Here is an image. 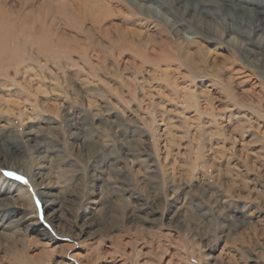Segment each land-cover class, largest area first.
<instances>
[{"label":"rangeland","instance_id":"rangeland-1","mask_svg":"<svg viewBox=\"0 0 264 264\" xmlns=\"http://www.w3.org/2000/svg\"><path fill=\"white\" fill-rule=\"evenodd\" d=\"M73 2L65 5L70 9ZM143 3L183 20L184 31L199 32L172 4ZM104 9L109 15V7ZM124 13H117L120 22L138 20L146 26L137 11ZM221 16L200 31L211 42L218 41V31L210 27L218 30V23L225 22ZM83 23L88 26L87 20ZM65 24H58L68 42L55 43L56 67L48 60L34 66L43 79L42 94L30 85L37 77H21L22 66L12 58L0 66L6 89L0 86V94L17 93L10 97L15 98L13 113L0 110V121L10 119L9 135L0 142V162L1 152L7 151L27 164L22 172L0 163V176L13 184L9 202L23 216L20 227L25 228L28 216L35 229L47 230L57 246L67 247L51 253L28 242L43 241L40 230L24 236L25 241L21 233L2 231L0 264H264V103L228 97L201 49H194V67L156 68L129 55L137 69H126L124 56L117 58L110 45L94 60L88 33ZM157 34L169 38L174 32L165 27ZM23 37L24 32L13 42L16 54ZM221 37L234 41L227 34ZM226 50L216 59L217 71L220 59L238 62L232 47ZM112 58L119 60L116 66ZM21 80H26L24 86L18 84ZM39 104L52 106L56 115ZM74 115L79 117L74 120ZM28 126L40 134L29 142L24 136ZM33 162L49 167V179L63 188L54 229L37 194L43 187L29 175Z\"/></svg>","mask_w":264,"mask_h":264},{"label":"bare ground","instance_id":"bare-ground-1","mask_svg":"<svg viewBox=\"0 0 264 264\" xmlns=\"http://www.w3.org/2000/svg\"><path fill=\"white\" fill-rule=\"evenodd\" d=\"M69 1L72 0H17V3L12 2V0H0V66L4 61L12 58L13 61L17 62V65L19 64L22 66L21 72L19 71L21 77L24 79L33 76H35L36 79L37 77V81L32 84L30 83L34 88V92L42 94L45 88H42L43 79L38 78L39 73L34 67L35 64L42 66L43 64H41V62L43 60H48L50 65L56 67L55 64L58 55L56 53L55 43L58 41L64 46L67 45L68 41H65L67 38L63 39L62 34L60 35L58 32L59 21L63 20L68 26L79 31L85 30L86 33H88L90 37L89 48L92 53L91 57H93L94 60L100 56V52L106 51L107 45H110L117 51V58L124 56L123 63L126 69L136 68V62L126 57L129 55L140 59L142 64L156 68L163 69V67H171L175 64L194 67L195 63L192 57L195 53L194 49H201V58L211 69L213 66L216 68L214 69L215 74H213V78L216 82L220 81L222 86L227 87L228 90L226 95L228 97H231L235 101L242 100V102H244L243 98L246 97V100L251 98L256 99L259 104L264 103V75H262L264 74V0H160L166 4H172L176 12L180 14L185 13L189 16L192 29L199 32H194L193 30L191 32L184 31L183 20L176 19L174 16V18H169L164 10L165 13L154 7L149 8L146 3H143L145 0H123L120 3H118L120 0H74L73 5H70V9L65 5V3ZM105 5L109 7V15H107L108 12L106 13V9H104ZM163 7H165V5ZM180 9L182 12L179 11ZM124 11L126 14H132L137 11L139 19L141 21L145 20L147 23L146 26H141V22H138V20L125 23L124 21L120 22L119 19H117V15ZM219 11L223 13H218ZM218 14L220 16L223 15L221 18L225 20V22L218 23V30L214 25H211V30L218 31V41L211 42L210 38L201 34L200 31L204 28L203 26L213 24L211 21L217 20V18L220 17ZM81 15L83 19L80 20ZM43 19L48 20V25L44 24ZM85 20L88 21L87 27H85L83 23ZM149 24L152 25V28L149 27ZM25 25H27V27H25L26 29L24 30ZM165 27H169L174 34H171L169 38L158 37V30L163 31ZM110 28H113V33ZM22 32H24L25 39L20 44V53L16 54L15 50H13V42H16L14 40ZM186 33L195 35L187 36ZM225 34H227V36H233L234 41L231 42L229 38L223 39L221 36ZM230 46L235 52V57L238 62L233 60V57L228 61L224 58L223 60L220 59V61H218L217 71V57L224 56L227 51L226 49ZM17 49L19 50L18 47ZM117 58H112L114 66L119 62ZM96 66L97 65L91 63L92 68ZM253 67L261 69L262 73L252 74L251 70ZM2 72H0V75ZM154 78L158 79L156 76H154ZM25 81L26 80L18 81V84L24 86L23 83ZM164 81L167 84V80L164 79ZM244 85H248V87L246 86L245 89L236 90V86ZM0 86L6 91L3 81L0 82ZM173 87L174 86H172V90L175 91ZM178 89L181 91L180 88ZM200 92L202 93V91ZM7 93L4 92L0 94V110H4L6 113H13L12 102L15 98L13 99L10 97H15L17 93ZM161 93L165 94L163 91ZM201 93L199 95H202ZM206 97L207 95H203V98ZM206 101L209 100H205V102ZM40 106L42 109L53 112V114L56 115V111L51 108L52 106H46V108L44 104ZM249 106L254 108L253 102H250ZM261 106H263V113L261 115L264 117V105ZM254 111L256 110L254 109ZM27 114L28 113H26V118H30ZM76 117L78 118L79 116ZM76 117L74 115L72 119L74 118L75 120ZM8 122L5 120L0 121V142L6 141L5 137L9 130ZM75 122L76 121H74L73 124H76ZM38 134V128L35 129L33 126H28L24 131L25 140L27 142L34 140ZM91 144L92 143L88 141L87 145ZM1 158V165H7L9 170L27 172V164L21 159H18L15 154L8 156L7 151L4 153L1 152ZM33 167L29 175L35 185L37 184L43 187L42 190L38 188L37 194L42 198L44 209L47 211L45 219H47L46 221L48 224L54 229L55 225L53 220L55 218L56 221L60 220V217L58 219V216L54 214L61 208L60 203L62 199L60 195L64 194L62 191L63 188L57 181L56 184L51 182L49 179V167L41 163L36 164L35 162H33ZM13 191L12 182L0 176V234L2 231L18 233V235L21 233L20 238L23 239L24 236L31 235L30 233H38L36 231L40 230L43 241L41 239H36L35 241L28 239V242L42 244L43 249L49 250L51 253L55 252L58 248H64L66 245L62 244L57 246V243H54V237H51L47 230L43 228L37 229V227L35 229V221L28 216L25 217L29 220L25 228L20 227L23 216H19L20 212L12 209L13 205L9 202ZM18 199H20V201H25L22 197H18ZM181 206L182 203L178 204V206L175 207L174 213H177L178 210L181 209ZM61 233L67 234L62 229ZM24 239L26 238L24 237ZM24 239L23 241H25Z\"/></svg>","mask_w":264,"mask_h":264},{"label":"snow or ice","instance_id":"snow-or-ice-1","mask_svg":"<svg viewBox=\"0 0 264 264\" xmlns=\"http://www.w3.org/2000/svg\"><path fill=\"white\" fill-rule=\"evenodd\" d=\"M8 175H10V176H11V175H13V173H8ZM17 179H18V180H22V179H23V177H17ZM25 183H26V181H25ZM38 203H39V202H38Z\"/></svg>","mask_w":264,"mask_h":264}]
</instances>
